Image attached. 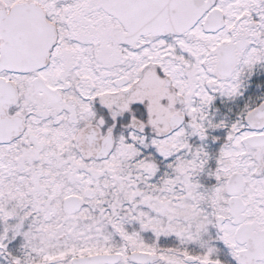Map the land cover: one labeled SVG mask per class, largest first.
<instances>
[{
	"label": "snow or ice",
	"instance_id": "1",
	"mask_svg": "<svg viewBox=\"0 0 264 264\" xmlns=\"http://www.w3.org/2000/svg\"><path fill=\"white\" fill-rule=\"evenodd\" d=\"M0 264H264V0H0Z\"/></svg>",
	"mask_w": 264,
	"mask_h": 264
}]
</instances>
